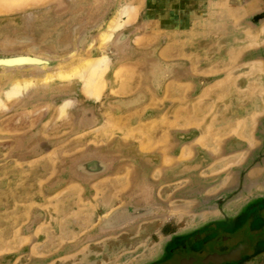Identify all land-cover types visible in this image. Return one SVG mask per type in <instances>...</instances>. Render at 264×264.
Listing matches in <instances>:
<instances>
[{"label":"rangeland","instance_id":"obj_1","mask_svg":"<svg viewBox=\"0 0 264 264\" xmlns=\"http://www.w3.org/2000/svg\"><path fill=\"white\" fill-rule=\"evenodd\" d=\"M0 4L1 55L79 51L49 71L0 69V264H110L132 247L117 238L191 211L182 203L195 197L189 182L224 192L232 173L219 176L217 165L257 162L264 26H225L224 38L210 25L203 36L173 26L182 9L187 24L198 18L197 0ZM162 10H171L164 22ZM99 22L79 50L78 35ZM90 159L100 169L80 167ZM143 195L159 213L100 229L113 208Z\"/></svg>","mask_w":264,"mask_h":264},{"label":"flooded vegetation","instance_id":"obj_2","mask_svg":"<svg viewBox=\"0 0 264 264\" xmlns=\"http://www.w3.org/2000/svg\"><path fill=\"white\" fill-rule=\"evenodd\" d=\"M262 144L256 153H251L257 162L247 161L239 167L235 156L229 163L217 165L219 176L227 171L232 173L222 180L221 185L227 188L224 192L219 188L209 191L205 183L196 187L189 182L186 195L195 197L184 198L182 203L194 204L186 207L190 212L169 215L160 223L147 222L139 234L117 238L119 244L128 243L132 247L119 251L110 264H264V139ZM88 161L86 167H80L86 171L101 167L93 159ZM257 163L261 167L255 168ZM143 196L137 198L140 205L125 200L102 220L122 208L130 215L120 223L123 227L102 226L104 221L100 229L103 232L123 229L136 217L159 213L160 207L153 205L149 196L148 200ZM254 223L261 226L251 230Z\"/></svg>","mask_w":264,"mask_h":264},{"label":"crops","instance_id":"obj_3","mask_svg":"<svg viewBox=\"0 0 264 264\" xmlns=\"http://www.w3.org/2000/svg\"><path fill=\"white\" fill-rule=\"evenodd\" d=\"M198 4V14L196 20H191L187 24L185 21V13L187 9H182L181 11H176L175 17H180L176 20V24L173 26H187L196 27L199 31V36H203V28L209 26L213 28V31H219L218 34L221 38H224L222 32L225 26L231 27H257L264 26V0H197ZM208 3V4H205ZM204 4V5H203ZM171 10H162L161 17L164 22V17ZM174 13V12H173ZM170 13V14H173ZM181 13V14H179ZM167 17V16H166ZM175 19V18H174ZM208 20V21H207ZM161 22V21H160ZM186 22V23H185ZM210 22V23H209ZM162 26L161 23H159ZM170 26V25H166ZM247 31V30H245ZM245 33L244 41L249 44V36ZM251 41V40H250ZM235 46V45H233ZM235 51H232V55H237L240 47L235 46Z\"/></svg>","mask_w":264,"mask_h":264},{"label":"water","instance_id":"obj_4","mask_svg":"<svg viewBox=\"0 0 264 264\" xmlns=\"http://www.w3.org/2000/svg\"><path fill=\"white\" fill-rule=\"evenodd\" d=\"M100 27H102V24L100 22L96 23L90 26L89 28L84 29L78 35L77 46L79 50L81 49V46H83L86 43V41L91 35V32L93 30L99 29ZM78 54H79V51H76V54L70 58L51 57V56H47L45 54L37 53L33 51H30L24 54H20V53H13L9 55L0 54V69H3V72H9L10 70L25 69V68H31L35 71H49L51 69H55L61 66L68 65L74 57L78 56ZM87 164H89L88 160L83 161L80 166L86 167ZM123 210L124 209L122 208H118L114 210L110 214V216H108L106 220L104 221L106 222L110 217L116 214H119ZM116 225H117L116 227L124 226L120 224H116ZM102 226H106V224H102Z\"/></svg>","mask_w":264,"mask_h":264},{"label":"bare ground","instance_id":"obj_5","mask_svg":"<svg viewBox=\"0 0 264 264\" xmlns=\"http://www.w3.org/2000/svg\"><path fill=\"white\" fill-rule=\"evenodd\" d=\"M9 3H6V6L8 5ZM5 6L3 4H0V9H3ZM96 169H100L99 167H94L93 170H96ZM149 197H145L146 200H148ZM151 200V199H150ZM150 206V205H148ZM152 208V207H151ZM146 212L148 211L149 212V208L145 209ZM138 213V212H137ZM132 216V215H131ZM130 218V215L127 214V212L125 210L121 211L119 214H116L112 217H110L104 224H106V226H113V225H116V224H120L122 223L124 220H127Z\"/></svg>","mask_w":264,"mask_h":264}]
</instances>
